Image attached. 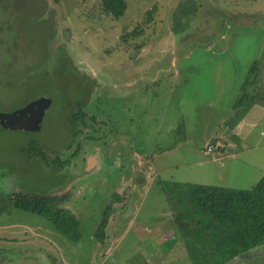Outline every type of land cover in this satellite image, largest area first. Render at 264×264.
<instances>
[{"label":"rangeland","instance_id":"obj_1","mask_svg":"<svg viewBox=\"0 0 264 264\" xmlns=\"http://www.w3.org/2000/svg\"><path fill=\"white\" fill-rule=\"evenodd\" d=\"M125 3L114 18L102 13L99 0H0V112L51 99L38 129L0 128V247L14 256L11 264H143L157 245L156 234L143 230L147 220L171 218L158 182L181 183L184 175L193 180L190 175L203 172L196 180L218 184L202 162L203 147L224 129L225 114L214 110L218 99L224 107L233 103L252 63L264 67V0ZM195 75L217 80L195 82ZM79 102L95 120L86 116L75 137L69 117ZM262 125L264 119L253 142ZM39 148L48 158L70 161L59 169L46 165L34 154ZM246 156L244 174L234 165L222 184L250 189L257 183L264 146ZM88 159L94 161L87 165ZM146 177L150 187L132 189L131 181ZM13 192L65 196L80 239L10 207ZM113 192L110 224L136 226L106 228L100 242L93 232ZM165 220L158 242L163 252L168 245L165 259H174L159 261L160 252L149 264H191L179 244L170 253L174 232L167 231L175 228ZM253 253L250 263L264 264V249Z\"/></svg>","mask_w":264,"mask_h":264},{"label":"trees","instance_id":"obj_2","mask_svg":"<svg viewBox=\"0 0 264 264\" xmlns=\"http://www.w3.org/2000/svg\"><path fill=\"white\" fill-rule=\"evenodd\" d=\"M104 15L117 18L126 10L125 0H99ZM257 61L253 62L241 86L236 100V110L226 122L227 126L239 122L247 108L254 101V94L248 87L258 90L259 71ZM78 80H76L77 82ZM83 82V81H82ZM84 83V82H83ZM83 88V87H82ZM90 95V91H86ZM85 92V93H86ZM87 103L79 102L71 112L69 125L73 136L79 124L87 126L86 116L95 120L94 115L84 111ZM32 150L31 146L27 148ZM26 151V149H24ZM37 152V153H36ZM34 152L46 165L63 168L70 159L48 158L44 150ZM29 155L30 152H28ZM76 155V153L74 154ZM59 165V167H58ZM171 209L182 207L184 212L197 224L196 231L182 240L191 264H227L240 255L264 245V174L250 189H235L216 185L165 181L160 183ZM112 202L103 210L93 235L102 242L112 214ZM65 196L13 192L8 195L10 207L44 217L55 229L71 241H78L81 233L80 222L75 214L65 207ZM3 208H0V212Z\"/></svg>","mask_w":264,"mask_h":264},{"label":"crops","instance_id":"obj_3","mask_svg":"<svg viewBox=\"0 0 264 264\" xmlns=\"http://www.w3.org/2000/svg\"><path fill=\"white\" fill-rule=\"evenodd\" d=\"M204 68H206V67H204ZM195 69H196V67H195ZM207 69L209 72H211V70H212L210 67H207ZM258 69H259L258 71H259V78H260V81H259L260 84L259 85L261 87L258 90H255L253 88V86L250 87L251 88L250 91L255 96L253 104H251L249 106V108H247L245 115L237 123V125L230 127V126L226 125V122L228 121V119H230L233 116V114L236 110L235 109L236 108L235 103H236V100L238 99V97L233 103H231V100H230L227 103V105H225V107L222 106V104H223L222 99L223 98H220L217 101V106L214 110H218L219 113L225 114L226 120H224V122H221V123L219 121L221 126L224 124V129L220 130L221 135L219 136V138L218 137L211 138L209 141H206V145L203 147V152L205 154V157H208V158H207V160L204 158V160L202 162L205 163L214 172L215 178L219 179L218 184H209V185H216V186L221 185L223 187H230L229 184H227L225 182H224V184H222V180H223V178L227 177L228 171L230 172V168H233L234 165H236L238 167L236 169V171H238L241 174H244L242 171V167H245V168H247V167L245 165H243V162H246L249 159V157L247 159L246 154H251V152L260 149L261 146H264V137H263L264 130L259 129L260 127L264 128V125L259 126L258 129L260 130V137L255 142H253V139L255 138V136L252 135L254 128H257V125L260 124V122L264 119V78H263L264 67H258ZM205 72H206V69H205ZM204 77L205 76L203 75L202 78H200V80H197V77L195 75L193 78V81H195V82L196 81L208 82L209 79H204ZM245 78H246V76H245ZM245 78H244V80H245ZM212 80L209 81L210 84L212 82H216L217 79L212 78ZM238 84H239V82L237 80L236 85H238ZM195 88L197 89V88H199V86H195ZM238 90L241 93L240 88H238ZM237 95H238V92H237ZM210 105H211V102H210ZM221 126H218V127H221ZM218 127H217V129H218ZM250 135H251V138H250ZM252 136H253V139H252ZM209 144H212L214 148L211 152L207 153L206 147ZM92 161H94V160L88 159L87 165L89 164V162H92ZM142 163L143 162H141L140 164H142ZM203 163L198 162L199 165L204 166ZM148 171L146 173H148ZM153 171H154V173H152V170H151V173H149L150 179H153V178L155 179L154 175H156L157 171L154 169H153ZM250 171L253 172L254 170L251 169ZM202 173L200 174V176L190 175L193 180H189L188 179L189 176L184 175L182 177L183 181H181V182L182 183L183 182H192V183H198V184H207L208 182H206L204 180V178H203V180H196V179H201ZM262 174H263V171L259 172V175L257 176V180H259V177ZM248 175H250L249 172H248ZM143 180L144 181H139L137 179H136V181L133 180V182H136V185L135 184L133 185V183L131 181L130 185H132V189H134L133 187L139 188L140 184H143V186H145L144 184L145 183L147 184V182H149L148 181L149 179L147 177L144 178ZM152 182L153 181L150 180V182L146 186L150 187ZM162 182H165V180H160L158 182V184L160 185V183H162ZM143 186H142V188H143ZM160 187H161V185H160ZM164 196H165L164 200H165V204H166V208H167L166 212H169L171 218H167L165 216L163 217L162 215L159 214L158 217H151L150 219L147 220L148 225H145L143 227V230L156 234V236L153 238V242H155L157 245L154 248H150V250L147 253L149 255L145 258V260L143 262H140V263H143V264L151 263L149 260L150 259L154 260V255L159 254L160 252L163 253V255L161 256L160 259L158 258L159 261L166 260V262H171L169 260L174 259V258H166L165 259L164 254L167 250L168 245L166 246V248H164L165 252H163L162 246L158 242V241H160V234H157V233L163 231V229H161V225L165 219H167L169 224H173V226L175 228L174 231H172V229L170 231H167L168 233L174 232V236H172L170 238L171 239L170 240L171 244H169L170 249L172 246L177 247L178 244H179V246L184 247L181 241L184 238L190 237L197 229V224L195 223V221H193L184 212L182 207H177V208L171 209L169 207V204H168V201H167L165 194H164ZM152 218H153V220H151ZM129 223H128L129 225L126 224V226H125L123 224H119V225L110 224V221H109V223L107 225V229L111 228L113 230L119 231V230H122L121 228H123V227H120L122 225L125 227V230H131L132 228H134L136 226V224H134V222H129ZM163 240H164L165 244H167V242H169L164 235H163ZM3 241L5 242V240H3ZM172 249H171L170 253H172ZM260 249H264V245L251 250L250 253H248V254L238 256L234 260L228 262V264H251L250 259L253 257V254H254L253 252L260 250ZM183 252L184 251L181 250V251H179V254L182 255ZM14 259H15L14 256H12L10 254V252H7L4 250V248L0 247V264H11ZM261 259L264 262V256H261ZM16 260H18V259H16ZM254 261H256V260L254 259ZM257 262H261V261H257Z\"/></svg>","mask_w":264,"mask_h":264},{"label":"water","instance_id":"obj_4","mask_svg":"<svg viewBox=\"0 0 264 264\" xmlns=\"http://www.w3.org/2000/svg\"><path fill=\"white\" fill-rule=\"evenodd\" d=\"M51 99L39 97L25 106L11 112H0V128L9 129H38Z\"/></svg>","mask_w":264,"mask_h":264},{"label":"built area","instance_id":"obj_5","mask_svg":"<svg viewBox=\"0 0 264 264\" xmlns=\"http://www.w3.org/2000/svg\"><path fill=\"white\" fill-rule=\"evenodd\" d=\"M213 145L212 144H209L207 147H206V151H207V153L208 152H211L212 150H213Z\"/></svg>","mask_w":264,"mask_h":264}]
</instances>
